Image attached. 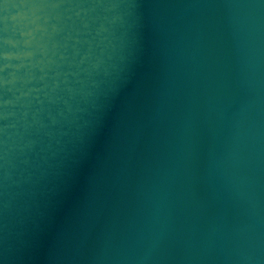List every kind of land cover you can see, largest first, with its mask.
<instances>
[{
    "label": "water",
    "instance_id": "95a60500",
    "mask_svg": "<svg viewBox=\"0 0 264 264\" xmlns=\"http://www.w3.org/2000/svg\"><path fill=\"white\" fill-rule=\"evenodd\" d=\"M0 264H264V0H0Z\"/></svg>",
    "mask_w": 264,
    "mask_h": 264
}]
</instances>
